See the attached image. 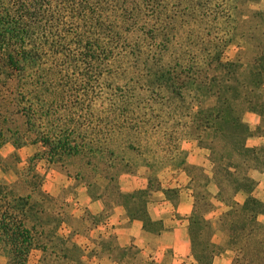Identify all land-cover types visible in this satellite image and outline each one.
<instances>
[{
	"label": "trees",
	"instance_id": "1",
	"mask_svg": "<svg viewBox=\"0 0 264 264\" xmlns=\"http://www.w3.org/2000/svg\"><path fill=\"white\" fill-rule=\"evenodd\" d=\"M169 1L173 9L185 4L193 10L202 4L219 5L221 0ZM168 4L166 0H0V147L5 142L16 149L29 143L40 145L42 155L67 175L87 186L101 179L123 195L117 180L131 172L126 152L136 147L126 143L120 154L110 143L114 130L133 129L126 120L135 95L129 88L118 89L115 79L120 68H127L122 61L146 56L142 40H153L156 47L155 80L161 87L180 98L179 91L188 86H196L193 94L213 90L216 98L220 96L218 77L208 80L195 61L161 66L159 55L165 47L175 55L189 54L177 45L181 35L175 26L166 25ZM175 12L167 16L171 24L176 21ZM227 70L228 77L234 74ZM246 74L237 81L243 100L260 113L264 68L257 66ZM207 119L215 130L224 131V121L231 122L232 128L245 127L231 108H213ZM239 149L257 152L243 142ZM37 158L34 153L27 160V172L21 178L24 192L0 180V253L5 264H26L33 249L53 261H75L73 249H77L67 244L61 232L69 223L66 202L42 190V176L34 166ZM259 214H264V205L252 195L221 213L216 222L224 235L221 246L211 240L210 222L194 209L189 220L194 258L199 264H211L213 256L229 248L234 253L231 264H264V223L257 219ZM203 227L208 229L207 236Z\"/></svg>",
	"mask_w": 264,
	"mask_h": 264
},
{
	"label": "rangeland",
	"instance_id": "2",
	"mask_svg": "<svg viewBox=\"0 0 264 264\" xmlns=\"http://www.w3.org/2000/svg\"><path fill=\"white\" fill-rule=\"evenodd\" d=\"M166 1L169 3L165 8L166 25L170 23V26H175V31L181 35V39L176 40L177 45L189 54L175 55L170 48L165 47L159 55L161 66H169L177 60L181 64L195 61L199 69L207 73L206 76L202 72L200 75L203 74L208 80L212 79V75L218 77L221 82L220 96L216 98L213 90L193 94L196 86H188L179 91L180 98L170 89L161 87V83L155 80V73L159 71L153 53L156 47L152 46L153 40H142L146 56H134L131 62L122 61L128 69L120 68L115 79L118 89L129 88L135 95L129 108L130 117L126 120L133 129H123L122 132L114 130L110 144L117 153L123 151L122 145L126 143L136 147L126 152L131 169L128 173L141 172L152 187L157 185L159 178L172 180L181 169L192 174L196 214L206 218L214 229V218L209 217L213 216L218 199L228 202L238 187L251 189L254 181L247 175L249 169L264 171V142L253 146L245 142L252 134L264 135V106L262 104L259 107L260 113L249 109L237 82L257 66L264 68V0H221L219 5L210 3L207 7L200 3L202 5L193 10L186 8L185 4L180 9H173L171 2ZM175 10L179 14L177 12L176 21L171 24L167 16ZM190 32L192 35L188 37ZM129 41L134 43L140 40ZM169 41L171 43L173 40ZM217 59L219 62H216ZM127 64L132 68L129 69ZM227 67L234 70L230 77L226 73ZM226 78H230L231 82L226 83ZM262 88L260 97L264 101ZM216 107L231 108L232 114H237L244 124V129L232 128L231 122L224 121V131L215 130L212 120L207 119V116ZM118 120L119 123L123 122L122 119ZM255 121L259 123L253 127ZM241 142L248 148H256L257 152L242 151L239 149ZM41 149L40 145L30 143L16 149L10 142H5L0 147V180L24 192L26 187L21 183V178L27 172V160L38 153L34 166L42 176L41 188L66 202L64 208L68 213V222L72 221L71 212L79 197L80 187L85 186L91 196L114 199L118 195L101 179L95 185L87 186L81 179L67 175L58 165L49 162ZM211 181L217 186L220 183L215 195L217 200L213 196L216 187L209 185ZM119 197L127 199L128 195ZM90 218L93 221L98 219L94 216ZM65 227L66 224L61 232H66ZM203 231L207 236L208 229L203 227ZM39 260L45 264H60V261H53L37 249L30 252L26 264H39ZM5 261L6 258L0 253V264H5Z\"/></svg>",
	"mask_w": 264,
	"mask_h": 264
},
{
	"label": "crops",
	"instance_id": "3",
	"mask_svg": "<svg viewBox=\"0 0 264 264\" xmlns=\"http://www.w3.org/2000/svg\"><path fill=\"white\" fill-rule=\"evenodd\" d=\"M258 123L255 121L253 127ZM245 142L259 145L264 142V135L252 134ZM247 175L254 181L251 189H236L230 201L218 199L213 208L215 212L209 218L215 221L211 239L215 244L224 245V235L216 225L221 213L243 204L249 195L264 203V171L253 168ZM193 178L181 169L172 180L159 178L152 187L141 172L124 173L117 184L118 191L128 195L127 199L120 195L114 199L91 196L85 186L80 187L71 212L72 221L66 224L64 232L67 244L77 249L75 261H58L60 264H199L193 256L189 229L196 203ZM210 184L216 187L213 196L217 200L219 187L213 181ZM91 216L98 219L93 221ZM257 219L264 223V214H259ZM233 255L231 249L225 248L213 256L211 264H231Z\"/></svg>",
	"mask_w": 264,
	"mask_h": 264
}]
</instances>
